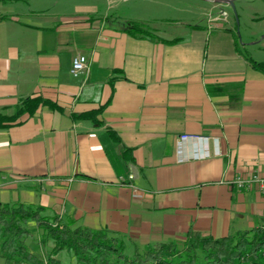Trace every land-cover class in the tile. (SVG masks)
I'll return each instance as SVG.
<instances>
[{
  "label": "crops",
  "instance_id": "0c3cea01",
  "mask_svg": "<svg viewBox=\"0 0 264 264\" xmlns=\"http://www.w3.org/2000/svg\"><path fill=\"white\" fill-rule=\"evenodd\" d=\"M166 1L104 14L74 4L34 24L1 14L0 113L48 101L0 126L1 202L42 205L139 248L182 242L190 228L220 238L261 225L264 194L233 182L264 177V72L246 57L264 62V36L238 41L212 17L168 36ZM119 14L162 40L127 34ZM78 55L87 69L74 77Z\"/></svg>",
  "mask_w": 264,
  "mask_h": 264
},
{
  "label": "trees",
  "instance_id": "16d2710c",
  "mask_svg": "<svg viewBox=\"0 0 264 264\" xmlns=\"http://www.w3.org/2000/svg\"><path fill=\"white\" fill-rule=\"evenodd\" d=\"M8 18L0 16V20ZM124 31L137 38L162 40L147 23L141 21H128ZM180 40L166 42L176 44ZM238 51L242 52L240 48ZM246 57L256 70L264 72V62H257L249 55ZM47 103L41 97L21 100L14 115L0 113V126L19 124L17 121L24 113L32 115ZM95 113L87 112L79 117L91 118ZM32 222L42 231L40 243L51 241L54 244L47 264H62L57 256L63 252L72 253L77 259L76 264H264V220L259 226L220 238L203 235L190 228L182 242H158L140 249L123 235L78 226L74 220L66 219L45 206L0 202V256L6 263H38L39 254L33 252L28 243L33 239L29 229Z\"/></svg>",
  "mask_w": 264,
  "mask_h": 264
},
{
  "label": "rangeland",
  "instance_id": "374dc122",
  "mask_svg": "<svg viewBox=\"0 0 264 264\" xmlns=\"http://www.w3.org/2000/svg\"><path fill=\"white\" fill-rule=\"evenodd\" d=\"M166 2L167 6L163 15L165 16L164 20H166L165 22H167V24L162 30L165 31L168 36H184L182 34H186L193 27L206 25V21L211 19V17L218 19L220 24L225 25V27L233 25L234 29L232 33L235 34L237 39L241 40V42H245L247 36H255L257 38L264 36V0H234L233 5L216 3L219 9L216 8V10L214 9L213 11H208V9L204 10L206 7H212V4L202 0H167ZM136 3L141 6L148 2H146V0H120L117 5L116 2L113 4L109 0H0V15L8 13L24 15V13H27L28 16H22V19L29 23L31 22L30 24H34L35 22H41L45 14L54 13L56 11H72L75 8L74 4L97 6L100 9V14H104L111 5H113L114 8H123L112 10L113 12H119V10L125 9L131 11L132 5ZM149 10L150 14H154L153 6H151ZM136 13L138 12H129L126 14H131L130 16L132 17ZM118 16L119 20L124 24L126 21H133V19L126 18L127 16L123 17L121 14ZM154 16L159 15L155 14ZM60 18L63 19L64 17L61 16ZM155 24L156 23H153L152 26ZM260 45H258V47H262L264 41ZM30 224L29 229L33 235V239H30L28 243L32 251L39 254V261L37 264H47L48 254L52 253L54 244L51 241L46 244L40 243V237L43 235L42 231L35 226V223L32 222ZM129 248L133 251V246L130 245ZM140 249L144 248L141 247ZM57 257L61 259L62 264L77 263V259L72 253L63 252ZM0 264L8 263L0 256Z\"/></svg>",
  "mask_w": 264,
  "mask_h": 264
},
{
  "label": "built area",
  "instance_id": "2783aa9c",
  "mask_svg": "<svg viewBox=\"0 0 264 264\" xmlns=\"http://www.w3.org/2000/svg\"><path fill=\"white\" fill-rule=\"evenodd\" d=\"M87 69V59L84 55L76 56L72 61L71 74L74 77H78L83 74ZM186 140L188 137H183ZM233 185L238 189H253L254 187L261 193L264 194V177L259 175H252L249 178L238 177L234 180Z\"/></svg>",
  "mask_w": 264,
  "mask_h": 264
},
{
  "label": "water",
  "instance_id": "95a60500",
  "mask_svg": "<svg viewBox=\"0 0 264 264\" xmlns=\"http://www.w3.org/2000/svg\"><path fill=\"white\" fill-rule=\"evenodd\" d=\"M203 1H209L217 4H226V5H233L234 3V0H203Z\"/></svg>",
  "mask_w": 264,
  "mask_h": 264
}]
</instances>
